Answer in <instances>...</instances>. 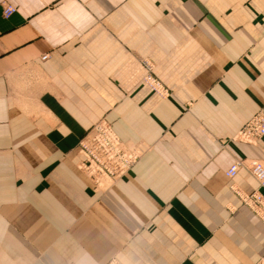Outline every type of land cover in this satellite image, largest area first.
I'll return each mask as SVG.
<instances>
[{
    "label": "crops",
    "instance_id": "0c3cea01",
    "mask_svg": "<svg viewBox=\"0 0 264 264\" xmlns=\"http://www.w3.org/2000/svg\"><path fill=\"white\" fill-rule=\"evenodd\" d=\"M263 103L264 0H0V264H254L238 193L264 187L225 170L264 162L232 138ZM101 119L140 158L98 189L76 150Z\"/></svg>",
    "mask_w": 264,
    "mask_h": 264
},
{
    "label": "built area",
    "instance_id": "2783aa9c",
    "mask_svg": "<svg viewBox=\"0 0 264 264\" xmlns=\"http://www.w3.org/2000/svg\"><path fill=\"white\" fill-rule=\"evenodd\" d=\"M16 11V7L4 1L2 3L3 17L7 18ZM47 55H43L45 59ZM144 62L145 72L142 81L160 96L169 94L168 88L153 74V64ZM264 137V103L233 135V139L256 144ZM78 168L95 183L97 187H107L124 176L140 158V151L128 147L114 131L109 122L104 119L96 122L79 140ZM240 168L248 170L257 180L260 187H264V163L253 159H236L225 170V175L232 178ZM238 190L235 188V191ZM237 192V191H236ZM238 193V192H237ZM244 204L249 206L264 221V198L255 190L251 194L238 193ZM105 264H122L117 259H109ZM254 264H264V253Z\"/></svg>",
    "mask_w": 264,
    "mask_h": 264
},
{
    "label": "rangeland",
    "instance_id": "374dc122",
    "mask_svg": "<svg viewBox=\"0 0 264 264\" xmlns=\"http://www.w3.org/2000/svg\"><path fill=\"white\" fill-rule=\"evenodd\" d=\"M76 154L78 155V149L76 150ZM79 156V155H78ZM80 159V158H79ZM264 163V162H263ZM78 164V161H77V163H76V165ZM77 167H78V165H77ZM79 169V168H78ZM80 170V169H79ZM84 175H85V173L82 171V170H80ZM86 176V175H85ZM87 177V176H86ZM88 178V177H87ZM89 179V178H88ZM103 188H105V187H98V189H103Z\"/></svg>",
    "mask_w": 264,
    "mask_h": 264
}]
</instances>
